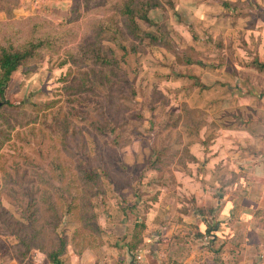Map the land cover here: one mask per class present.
Wrapping results in <instances>:
<instances>
[{"label":"rangeland","instance_id":"rangeland-1","mask_svg":"<svg viewBox=\"0 0 264 264\" xmlns=\"http://www.w3.org/2000/svg\"><path fill=\"white\" fill-rule=\"evenodd\" d=\"M193 1L213 0H71L58 22H0L2 47L44 40L0 95L1 253L30 261L69 230L87 238L103 204L152 166L147 131L199 122L178 103L183 76L220 60L223 42L201 28ZM223 3L233 22L256 14L245 0Z\"/></svg>","mask_w":264,"mask_h":264},{"label":"crops","instance_id":"crops-1","mask_svg":"<svg viewBox=\"0 0 264 264\" xmlns=\"http://www.w3.org/2000/svg\"><path fill=\"white\" fill-rule=\"evenodd\" d=\"M70 1L7 0L0 22H58ZM222 1L192 6L204 32L223 42L220 60L183 76L178 103L199 112V122L181 117L147 131L152 166L134 190H116L103 204L87 238L67 232L59 264H264V68L252 64L264 62V0H245L256 14L235 22ZM47 256L0 251V264H51Z\"/></svg>","mask_w":264,"mask_h":264},{"label":"trees","instance_id":"trees-1","mask_svg":"<svg viewBox=\"0 0 264 264\" xmlns=\"http://www.w3.org/2000/svg\"><path fill=\"white\" fill-rule=\"evenodd\" d=\"M43 39H34L25 43L19 48L12 47H2L0 46V95L9 82L11 74L26 60L34 56L37 48L43 46ZM253 66L257 69L264 68V62L257 63L256 61L252 62ZM63 246L62 241H59L58 248L50 252L47 256L48 261L51 264H59L57 256L61 251Z\"/></svg>","mask_w":264,"mask_h":264},{"label":"built area","instance_id":"built-area-1","mask_svg":"<svg viewBox=\"0 0 264 264\" xmlns=\"http://www.w3.org/2000/svg\"><path fill=\"white\" fill-rule=\"evenodd\" d=\"M136 259H139V257H138V256H136Z\"/></svg>","mask_w":264,"mask_h":264}]
</instances>
